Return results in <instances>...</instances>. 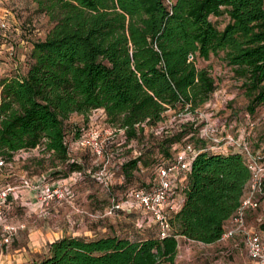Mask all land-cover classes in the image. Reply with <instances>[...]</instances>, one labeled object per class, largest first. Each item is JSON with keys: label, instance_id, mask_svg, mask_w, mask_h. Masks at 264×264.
<instances>
[{"label": "trees", "instance_id": "trees-1", "mask_svg": "<svg viewBox=\"0 0 264 264\" xmlns=\"http://www.w3.org/2000/svg\"><path fill=\"white\" fill-rule=\"evenodd\" d=\"M31 1L52 24L31 43L24 70L15 67L0 76L1 161L38 149L39 164L46 156L50 167H71L65 121L71 114L85 118L93 109L122 129L125 142L138 141L144 126L159 135L157 150L165 160L186 142L204 147L193 120L173 132L161 126L164 111L192 114L213 92L214 79L195 66L196 57H219L229 67L248 113L264 104V0ZM209 16L226 22L217 28ZM71 129V139L83 131ZM140 159L138 150L118 168L127 174ZM248 177L238 153L202 150L190 162L169 236L62 237L30 264H173L176 238L219 242Z\"/></svg>", "mask_w": 264, "mask_h": 264}, {"label": "rangeland", "instance_id": "rangeland-1", "mask_svg": "<svg viewBox=\"0 0 264 264\" xmlns=\"http://www.w3.org/2000/svg\"><path fill=\"white\" fill-rule=\"evenodd\" d=\"M208 18L217 28L226 22L224 16ZM51 24L45 15L35 10L31 0H0V76L15 67L24 70L31 43L42 39ZM194 64L208 70L215 88L192 114L187 111L174 113L171 109L164 111L162 128L173 132L177 124L191 120L199 127L207 119L218 131L244 138L252 149H264V104L253 113L244 109L246 99L239 89V81L233 78L229 67L219 57L210 55L207 60L196 57ZM65 126L69 145L75 139H71L72 126L83 130L94 126L102 131L101 138L108 155L105 165L109 171L108 187L95 178L103 160L95 159L85 148L70 151V157L75 161L71 167L65 162H55V167H50L46 156L39 164L36 160L42 155L38 149L18 151L7 161L0 159V188L13 187L10 200L4 206L5 222L23 225L7 243L0 242V264L39 261L47 255L48 244L62 237L91 240L116 236L135 241L156 236L155 222L140 208L131 206L111 214L106 211L111 198L120 202L126 190L145 188L154 182L155 167L165 160L157 150L159 135L144 126L138 141L125 142L123 133L113 130L96 112H89L85 118L71 114ZM138 150L141 159L134 168L127 170V174L116 168L118 161L134 157ZM54 170L57 173H51ZM23 181L28 187L23 186ZM43 184L65 187L68 194L38 207L39 187ZM247 221L256 232H264V206L250 212ZM235 244L234 256L243 257L242 243L235 241ZM218 252L219 247L179 241L173 264H215L218 258H222L223 263L231 262L232 256L222 257Z\"/></svg>", "mask_w": 264, "mask_h": 264}, {"label": "built area", "instance_id": "built-area-1", "mask_svg": "<svg viewBox=\"0 0 264 264\" xmlns=\"http://www.w3.org/2000/svg\"><path fill=\"white\" fill-rule=\"evenodd\" d=\"M166 4L170 0H165ZM187 59H191L188 55ZM187 104L185 105V108ZM90 112H96L99 118H104L100 109H93ZM109 128V127H108ZM160 126L154 128L155 132H159ZM122 132V129H114ZM105 132V130L103 131ZM224 131H218L207 119L199 126V137L206 140L204 147H196L192 143L186 142L181 145L172 155L170 160H163L155 167V180L145 188H131L124 192L120 202L111 198L110 206L106 214H111L119 209L128 210L131 206H136L144 211L155 222L157 226L156 236L160 239L171 234V226L169 219L175 213L181 202L175 201L174 197L177 191L182 190L186 173L193 157L202 150L212 151H230L238 153L249 173L243 193L241 195L239 205L230 216L219 242L239 238L242 243L246 257L254 264H264V244L261 242L260 236L249 230L246 224L245 216L248 211H254L264 206V150L257 151L250 147L248 141L244 138L234 137ZM109 133V132H108ZM102 131L97 127L91 126L81 132L73 142L67 143L66 151L69 161L70 151L73 149H88L95 159H102L101 168L96 172L95 178L99 180L104 187H108L107 180L109 171L106 168L108 155L105 152V144L101 138ZM124 137V136H123ZM136 155V154H135ZM105 159V160H104ZM123 160L118 161V166ZM23 186L28 187L26 181ZM13 187L6 186L0 188V239L1 244L14 237L16 233L23 227L22 224H9L5 219L4 206L10 200ZM40 199L37 200V206L46 205L53 199H60L68 194L67 189L59 187L56 184H43L39 187Z\"/></svg>", "mask_w": 264, "mask_h": 264}, {"label": "crops", "instance_id": "crops-1", "mask_svg": "<svg viewBox=\"0 0 264 264\" xmlns=\"http://www.w3.org/2000/svg\"><path fill=\"white\" fill-rule=\"evenodd\" d=\"M222 151V150H220ZM185 184V181L182 182V185L183 186ZM12 195V194H11ZM182 196H183V193H182V190H178L174 199L175 201H179V202H182ZM11 197V196H10ZM250 212H253V211H248L246 213V218H245V221H246V224L247 226L249 227V230L251 231H255L253 230V226L251 224L248 223V215ZM256 232V231H255ZM259 236H260V239H261V242L264 244V232L261 231V232H256ZM177 240V243L179 241H185L183 240L182 238H176ZM235 241H238L240 242V239L239 238H234V239H230V240H226V241H222V242H218V243H215V244H211V245H201V244H198V243H195L197 245H201V246H204V247H219L220 248V252H218L219 255H221L222 257H228V256H232V260L231 262H228V263H223L221 261L222 258H218V260L215 262V264H254L253 262H251L245 255V252H244V249H243V257H240V255H237V256H234V253L237 251V249L235 248L236 247V244H235ZM243 247V246H242ZM222 248V249H221ZM234 256V257H233ZM175 258H176V255H175ZM174 258V259H175Z\"/></svg>", "mask_w": 264, "mask_h": 264}]
</instances>
